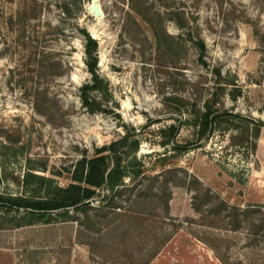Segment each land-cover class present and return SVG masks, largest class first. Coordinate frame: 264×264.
<instances>
[{
  "label": "rangeland",
  "instance_id": "rangeland-1",
  "mask_svg": "<svg viewBox=\"0 0 264 264\" xmlns=\"http://www.w3.org/2000/svg\"><path fill=\"white\" fill-rule=\"evenodd\" d=\"M83 30L96 34L103 112L79 97L90 81ZM214 69L240 87L235 101L230 87L219 91L224 106L264 122V0H0V196L31 195L27 172L66 187L79 160L150 121L137 153L142 181L167 184L155 182L163 201L133 207L150 215L143 226H123L131 180L124 195L97 190L88 223L72 208L41 219L0 202V264H139L168 236L150 264H264V130L253 154L232 133L181 155L156 145L178 110L215 92ZM189 136L182 128L178 142ZM111 200L121 209H103ZM77 243H90L91 256Z\"/></svg>",
  "mask_w": 264,
  "mask_h": 264
},
{
  "label": "trees",
  "instance_id": "trees-1",
  "mask_svg": "<svg viewBox=\"0 0 264 264\" xmlns=\"http://www.w3.org/2000/svg\"><path fill=\"white\" fill-rule=\"evenodd\" d=\"M135 11L152 26L153 30H156L157 26L154 22L144 18L140 10L135 9ZM82 36L85 66L90 75V81L80 87L79 97L82 107L87 112H103L106 111L105 107L94 96L96 93L99 98L102 97L105 100L109 97L108 85L98 73V43L84 30ZM192 43L197 51L199 61L205 64V42L198 37ZM213 73L215 92H208L200 101L196 99V102L191 103L189 109L178 110L173 123L158 129L156 145L164 148L166 153L181 155L191 148L201 147L203 143L217 133L220 135L232 133L230 141H233L234 145L242 146L243 143H246V145H250L252 154L255 152L259 136L264 130V122L236 113L231 108H226L221 102L223 97L221 93L230 87V98L235 101L240 93V87L236 80L223 76L219 69H214ZM181 103H184V100H181ZM150 123L152 122L150 121L139 130L133 126H124L123 136L98 148L92 157L79 160L74 166L72 182L66 187L52 186L50 180H44L32 172H27L24 174L23 183L25 187H32L30 188L31 195L0 196V202H5L10 208H21L30 216H38L41 219L51 216L48 213L52 211H66L65 214H67V210L72 208L74 211L83 212L88 223L90 218L87 213L92 209L91 203L96 198L97 190H105L110 193L123 188L124 195L127 191L126 180H131L135 184L130 191L131 195L123 200L128 207L125 209L123 206V226L129 220H138L139 226H143L147 222L146 218L150 215L143 211H135L133 207L140 205L139 203L147 205L153 201L152 199L163 201L160 196L162 193H155L154 189L165 187L164 184H166V182L159 183L158 177H154V183L147 187L142 181L145 176V163L137 157V153L145 139H143L142 131L149 128ZM184 127L190 130V136L183 143H179L177 138ZM234 133L235 136H233ZM155 182L159 183V188L155 187ZM143 188L147 192H143ZM166 190L167 184L163 191ZM167 201L164 202L166 211H168ZM107 208L113 211L121 209V206H114L113 200H111L103 206V209ZM105 217L107 214L104 213L102 218ZM124 235H127L125 231L123 232ZM155 238L153 243L156 242ZM170 239L171 236H168L161 240L155 245L153 253L139 255V264H150ZM85 244L91 248L90 243Z\"/></svg>",
  "mask_w": 264,
  "mask_h": 264
},
{
  "label": "crops",
  "instance_id": "crops-1",
  "mask_svg": "<svg viewBox=\"0 0 264 264\" xmlns=\"http://www.w3.org/2000/svg\"><path fill=\"white\" fill-rule=\"evenodd\" d=\"M77 245L82 248V251L85 252V254H89V256H91V252H90L91 250H90V247L88 245H86L85 243H81V244L77 243Z\"/></svg>",
  "mask_w": 264,
  "mask_h": 264
},
{
  "label": "water",
  "instance_id": "water-1",
  "mask_svg": "<svg viewBox=\"0 0 264 264\" xmlns=\"http://www.w3.org/2000/svg\"><path fill=\"white\" fill-rule=\"evenodd\" d=\"M91 9H92V11L95 13V15H97V16H101V14H100V12H99L97 6H93ZM92 38H93V37H92ZM93 39H95V38H93Z\"/></svg>",
  "mask_w": 264,
  "mask_h": 264
},
{
  "label": "bare ground",
  "instance_id": "bare-ground-1",
  "mask_svg": "<svg viewBox=\"0 0 264 264\" xmlns=\"http://www.w3.org/2000/svg\"><path fill=\"white\" fill-rule=\"evenodd\" d=\"M96 6V5H95ZM98 18V17H97ZM92 36L95 38L96 34L94 33V31H92Z\"/></svg>",
  "mask_w": 264,
  "mask_h": 264
}]
</instances>
